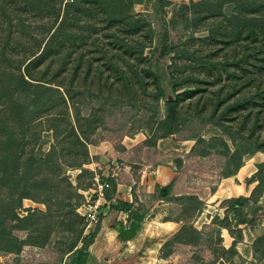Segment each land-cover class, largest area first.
<instances>
[{
    "label": "rangeland",
    "instance_id": "1",
    "mask_svg": "<svg viewBox=\"0 0 264 264\" xmlns=\"http://www.w3.org/2000/svg\"><path fill=\"white\" fill-rule=\"evenodd\" d=\"M169 1L155 15L162 18L161 21H183L187 31L179 37L176 31H167L164 22L153 24L150 30L147 14L154 10L155 0L141 3L131 0H0V21H3L0 31L3 25H10L9 21H16L12 22L14 32L7 44L11 51L7 56L12 57L15 71L20 62L19 71L26 72L28 57L44 49L49 35L59 26L62 35L51 46V53L32 65L30 71L34 77H48L72 89L75 105L68 102V107L74 122L78 119L83 124L85 136L90 139L91 159L90 144L110 140L116 145L125 135L138 133L140 137L145 135L146 140L153 139L157 120L166 111V96L158 97L156 93L164 88L168 97H175L173 72L184 78V84L180 85L181 105L188 111L196 110L194 104L205 111L207 104L206 115L209 114L214 108L211 95L215 89L239 88L235 90L238 95L256 91L251 78L257 77L258 72L246 45L252 30L234 21H252L250 18L254 17L264 20V0H207L208 5L195 7L194 2L202 0ZM241 2L246 4L242 7ZM213 4L218 8L210 6ZM238 12L243 17L235 18ZM140 17H145L146 21H140ZM150 17L156 21L155 17ZM6 34L5 29L1 45L7 40ZM167 44L172 45L173 51L163 54L161 49ZM142 47L144 50L140 52ZM247 78L250 79L243 82ZM59 86L64 92V86ZM195 89L197 92L193 95L190 91ZM230 101H224L219 111ZM63 105L60 104L59 109ZM255 114L247 117V126L241 131L239 114L234 112L221 118V126H196L204 141H199V137L186 139L190 136L184 134L188 131L186 128L183 133L159 138V148L151 145L146 160L173 161L179 178L167 205L168 214L163 219H180L185 225L162 247L159 255L164 261L160 264H264V181L261 184L251 181L260 164L262 168L257 176H264V151L232 157L237 143L228 139L223 130L235 132L240 143L251 135L252 125L256 123L255 137H264V116L258 126ZM48 124L44 122L34 130L45 135L49 131L46 130ZM65 126V123L60 125L61 137H65ZM223 139H228V146ZM42 140L30 143L28 150L40 145L49 150L57 144L60 155L56 159L62 167L58 168L54 161L41 170V176H50L54 186L35 191L38 196L47 197L51 208L31 198H25L23 205L17 208L21 219L12 222L11 241L0 240V255L6 256L9 264H64L80 229L86 227L88 221L80 216V206L72 209L63 204L70 200V192L76 195V200L82 199L77 193L83 195L84 202L90 197L89 186L94 183V174L86 167L89 162L83 165L84 169L77 167L76 163L84 154L70 151L69 139L66 147L56 137L43 136ZM213 142L217 144L213 146ZM61 152H65V156ZM249 158L252 171L243 180L247 191L218 197L216 194L226 174ZM233 180L241 182L236 177ZM10 193L8 185L0 183V203L6 201L9 214L13 205ZM242 195L251 198L242 208L243 213H239L230 198ZM66 263L71 264V261Z\"/></svg>",
    "mask_w": 264,
    "mask_h": 264
},
{
    "label": "trees",
    "instance_id": "2",
    "mask_svg": "<svg viewBox=\"0 0 264 264\" xmlns=\"http://www.w3.org/2000/svg\"><path fill=\"white\" fill-rule=\"evenodd\" d=\"M143 1L144 0H131L133 3H141ZM247 2L250 3V5L254 4L250 1ZM167 3H170V1L155 0L154 10L152 13H148L147 15L148 19L152 16L155 17L153 19L156 21H153L152 19H149L148 21L147 19V24L151 30L153 28V24L161 25L164 22L165 28H168L167 31H176V35L179 37L181 33L184 34L187 31V28L185 27L186 24H183V21H161L162 18H158L156 16L159 14V10H161ZM241 3L243 4L242 7L246 4V2ZM208 4L207 0H202L194 2V7L196 5ZM210 6L218 8L214 4ZM234 17H243V14L238 12L234 15ZM250 19L252 21L234 22H237V24L242 25L244 28L252 30L251 38L249 37L250 42L246 45L247 54H250L254 58L253 63L255 70L258 72L257 77L252 76L251 78V84L255 85L256 91L251 92L248 95H238L235 90L237 91L239 88L234 87L233 90L229 89L227 91L222 88L215 89L211 95L212 100L215 102L214 108H212V111L209 114L206 115V111L208 109L207 104L205 111L199 109V104H197V106L194 104L196 110L188 111L181 105L182 92L180 91V85L184 84V78L182 76L175 75L173 72L172 84L175 97H168L164 88H160L158 93H156L158 97L166 96V111L157 120L153 139H147L143 145L156 146L159 138L183 133L186 128L188 131L184 134H190V136L187 135L188 137H185L186 139L199 137V141H204V138L201 136L202 132L200 130H195L196 126H206L208 124L215 125L216 127L219 125L221 126V118L224 119L226 116L233 114L234 112H238L240 117V124L242 125V127L239 128L240 131L242 128L247 126V117L251 114L253 115L255 112L256 114L254 116L258 117L259 123L257 122V124L260 126V121L264 116V20H261L258 17ZM140 21H146L145 17H140ZM1 22L3 21H0V23ZM12 22L16 21H9V26L3 25L2 30L4 31L6 29L7 31V40L3 42L4 44H0V183L6 186L8 185L11 190L10 199L13 204L12 212L9 214V211L7 210L9 206L6 204V201L4 200L0 203V240L6 239L7 241H11L10 234L11 232H14V224L12 223L13 220L21 219L17 212V208L23 205L25 198H31L39 202H44L49 208H51V205L47 202V197L38 196L35 191L54 186V184L51 183L52 179H50V176H41V170L44 171L45 168L47 169L48 166L54 164V161L56 162L58 160L56 157L60 155V152H58L57 144L52 145V148L49 150L42 149V145L38 148L33 146L30 150H28L27 146L30 143L36 144L39 141H43V136H52L56 137L58 142L62 143L66 147L67 145L65 142L69 139L68 141L70 142L67 144L70 151L76 150L77 153L82 152L84 154L83 159L76 163L77 167L84 169L85 167H83V165L91 159L88 149L90 139L85 136L86 132L82 128L83 124L78 119L77 121H79V123L76 120L74 122L72 119V112L70 111L71 109L68 107V102L75 105V98L72 89L63 85V83L61 84L55 81H50L48 80V77H34L32 71H30L32 65H37L46 55L51 53V46L57 41L58 37L62 35L61 32H59V26L56 27L52 34L49 35L45 48L39 53L37 51L32 52L31 56L28 57V62L25 66L26 72H23L21 70L19 71L22 63L20 64L19 62V64L16 65L15 68L17 71H15L13 68L14 65L12 57L7 56V54L11 52L9 48H7V44H10V39L12 38V34L14 32ZM186 23H189V21ZM3 31H0V42L1 38L4 37L2 35ZM143 50L144 48L142 47L140 52ZM161 50L163 54H167L173 51V47L172 45L170 46L167 44ZM169 67L171 69L174 66L171 65ZM249 79L250 78H247V80H244L243 82L246 83ZM59 85H62V87L64 86V92ZM190 92L195 95L197 89ZM258 96H260V98H257ZM229 100L232 101L226 105L223 111L221 110L222 112L219 111L220 105L224 103V101ZM252 101L255 102L252 106H250ZM199 102L200 101H197L196 103ZM60 104L64 106L61 109H59ZM248 108H251L250 112L243 111ZM242 115H244V118L241 120ZM44 122L49 123L46 128V130L49 131L45 135H43L41 131L34 130V128L40 125L43 126ZM63 123L66 124V134H64L65 137H61V135H63V131L60 125ZM255 126L256 123H253L251 135L245 137V140L240 141V143L237 141L235 132H231L229 129H223L224 132L227 133V136L229 137L228 139H231L235 144L237 143L235 145L236 149L232 153V157H242L244 154L253 155L259 150L264 151V137H255L254 134L258 132L254 131ZM32 130L34 131L31 135L30 132ZM72 136L75 137L74 140ZM228 139H223L227 146ZM212 144L214 146L217 143L213 142ZM116 147L120 150L124 148L119 143H116ZM61 154L65 156V152H61ZM165 161L167 160H160V162ZM244 164L241 161L237 164L235 170H232L226 175L232 176L237 174L239 169ZM57 166L58 168L62 167L59 161H57ZM261 168L262 164L258 165V171L254 173L252 178L253 180L251 181H259V184L264 181V176H257V173L260 172ZM68 185L74 188L72 182H69ZM78 187L84 188L80 185H78ZM172 187L173 184L162 187L160 189V194L164 197L168 196ZM75 196L76 195H74V193L70 192V200L65 201L63 205L76 209L84 202V197L82 194L77 193V196H79V198L82 197V199L76 200L74 199ZM250 198L251 196L242 195L232 197L230 199L232 201V206L235 207L239 213H243L242 208L245 206L247 201L250 200ZM80 216L84 218L82 215ZM84 231L85 227H82L77 240L74 241L71 248H74L82 237L84 240L83 246H88L97 233L96 231L91 235L84 236Z\"/></svg>",
    "mask_w": 264,
    "mask_h": 264
},
{
    "label": "crops",
    "instance_id": "3",
    "mask_svg": "<svg viewBox=\"0 0 264 264\" xmlns=\"http://www.w3.org/2000/svg\"><path fill=\"white\" fill-rule=\"evenodd\" d=\"M143 136L125 135L119 141L124 147L121 150L110 140L89 145L92 159L86 167L94 174L90 196L98 200L100 214L96 221H87L84 236L97 233L85 247L83 237L80 238L64 264L68 260L71 264H160L164 261L159 255L162 247L184 226L180 219H163L179 183L178 172L171 160L157 163L146 160L152 146H142L147 138ZM251 161L249 158L237 174L221 181L218 197L247 191L243 180L252 171ZM116 164H120L117 169ZM235 177L241 182H234ZM97 180L103 184L102 196L96 192ZM170 184H173L170 194L162 196L160 189ZM78 210L87 219L90 209L85 202ZM0 264H9L6 256L0 255Z\"/></svg>",
    "mask_w": 264,
    "mask_h": 264
},
{
    "label": "built area",
    "instance_id": "4",
    "mask_svg": "<svg viewBox=\"0 0 264 264\" xmlns=\"http://www.w3.org/2000/svg\"><path fill=\"white\" fill-rule=\"evenodd\" d=\"M119 166H120V164H116L115 168L117 169ZM96 192L100 196L103 195V184H101L99 181H98V187H97ZM85 205H87L90 209L89 213L87 214L88 222L96 221L98 219L99 214H100L98 200H94L93 196H90L89 198H87Z\"/></svg>",
    "mask_w": 264,
    "mask_h": 264
}]
</instances>
